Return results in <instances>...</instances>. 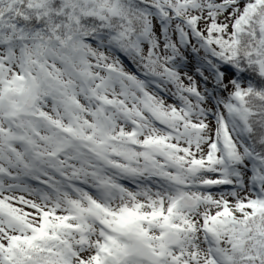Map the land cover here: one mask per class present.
Masks as SVG:
<instances>
[{
    "label": "snow or ice",
    "instance_id": "obj_1",
    "mask_svg": "<svg viewBox=\"0 0 264 264\" xmlns=\"http://www.w3.org/2000/svg\"><path fill=\"white\" fill-rule=\"evenodd\" d=\"M0 264H264V0H0Z\"/></svg>",
    "mask_w": 264,
    "mask_h": 264
}]
</instances>
